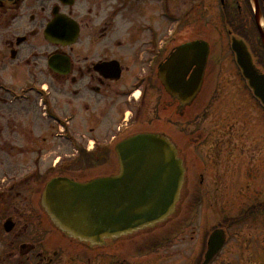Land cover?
Wrapping results in <instances>:
<instances>
[{
	"label": "flooded vegetation",
	"instance_id": "obj_1",
	"mask_svg": "<svg viewBox=\"0 0 264 264\" xmlns=\"http://www.w3.org/2000/svg\"><path fill=\"white\" fill-rule=\"evenodd\" d=\"M171 2L0 0V71L17 67L29 71L30 67L43 72L45 67L49 69L52 59L58 68H69L67 74L51 71V76L60 115L71 116L76 133L88 138V146L81 144L80 148L110 153L117 143L130 136H168L185 159L189 196L195 194V201L201 203L203 197L196 192L200 185L206 183L207 191L215 184L237 187L242 175L261 179L264 167L251 171L245 166L242 171L240 164L223 166L224 161H234L236 155L241 158L243 153L241 133L235 131L236 126L225 130L227 118L251 108L248 104L236 109L229 106L221 98L216 82L209 81V71L216 70L224 49L223 53L211 49L201 92L191 102L170 95L163 87V67L178 54L179 48L195 40L207 41L204 32L210 20L209 5L204 0H186L180 9L176 1ZM256 7L264 22V0H220L216 21L223 26L221 37L227 39V32L244 41L251 55L258 58L264 57V46ZM166 12L169 17L163 18ZM57 17L63 18L58 39L66 43L55 46L45 41V30ZM194 19L202 32L195 38L191 25ZM163 20L176 30L170 36L162 33ZM178 27H185L184 31L177 32ZM208 32L216 34L211 27ZM71 35L72 43H68ZM181 37L185 40L179 41ZM212 56L217 59L213 61ZM256 134L250 133L249 139L252 141ZM91 140H97L98 146L89 147ZM14 152L13 145L2 142L0 130V264H156L162 259V245L181 237L185 240L187 227L182 225L167 226L152 239L144 235L107 241L102 246L67 238L53 227L41 209L39 186L29 191V181L36 183L37 179H29V171H21L27 175H18V165L26 168L29 162H9L2 175L5 162L1 154ZM214 169H218L211 171L216 176L206 182L205 172ZM254 226L264 227L263 221H256ZM167 233L170 237L165 236ZM201 248L196 257H200ZM151 251L152 261L146 259V252ZM252 252L256 254L252 260L263 259L264 241H233L213 264H241Z\"/></svg>",
	"mask_w": 264,
	"mask_h": 264
},
{
	"label": "water",
	"instance_id": "obj_2",
	"mask_svg": "<svg viewBox=\"0 0 264 264\" xmlns=\"http://www.w3.org/2000/svg\"><path fill=\"white\" fill-rule=\"evenodd\" d=\"M238 60L255 95L264 103V75L244 49ZM118 153L121 170L116 178L89 185L65 179L49 183L44 206L55 224L76 237L99 241L157 224L173 212L183 172L171 144L162 137H135L124 142ZM211 241L220 243L216 251L224 243L220 236Z\"/></svg>",
	"mask_w": 264,
	"mask_h": 264
},
{
	"label": "rangeland",
	"instance_id": "obj_3",
	"mask_svg": "<svg viewBox=\"0 0 264 264\" xmlns=\"http://www.w3.org/2000/svg\"><path fill=\"white\" fill-rule=\"evenodd\" d=\"M209 2V5H210V17L212 18H215L216 15H215V6H214V2H211L210 0H208ZM186 4V0H177V5H178V9L180 8H183ZM163 33L165 35L168 34L169 30L171 29L170 26L168 25L167 22L163 21ZM166 25V26H164ZM213 28L216 30V34L214 35H210L208 30L209 28ZM200 29H196V32H195V36H199L200 34ZM202 33V32H201ZM204 36L213 44L214 48L216 50H219L221 53H223V49L226 48V42L224 41V39L220 36V24L216 21V20H212L211 22H209V25H208V29H205V32H204ZM185 38L184 37H181L179 38V41H184ZM228 53L224 54V56H226ZM225 61L223 62V64L221 65V68H223L222 70V73H220V76H216V78H214V76L210 79L211 81L215 79L217 81H221L222 82V85H221V88L224 87V89H222L223 92H228L229 91V88L233 87V91L240 85L242 91H243V81H242V78L240 77L237 69H236V65L233 63V58L232 57H227L225 58ZM221 68H219V70L215 73H219V71L221 70ZM6 74V71H0V75L3 76ZM19 75V74H18ZM215 75V74H214ZM20 76V75H19ZM22 79H25V78H22ZM20 78H16V81L13 83L14 86L18 87V86H21L23 85L24 83H27V81L25 80H22ZM41 82H46V80L42 79L40 80V83L38 85L42 86ZM30 85V83H29ZM22 89V88H20ZM20 89H16V91L20 90ZM246 92V91H245ZM246 94V93H245ZM0 102H3L1 104L4 105L2 111L7 113L8 115L10 116H13L14 118V121L16 122V124L19 123V127H20V135H17L16 136V139L15 141L18 142V143H26V138H24V133L26 132L25 129H24V126L21 125V123L19 122L20 121V116L23 115L24 113H29V118H34L35 121L33 122V124H36L38 125V128L37 129H40L41 133L45 136L46 134V137L49 138L50 140V143L48 144L49 145V150H45L44 152V155H43V158L42 160L40 161L39 163V167L36 168L35 166L29 164V167L26 168V169H29V173H34L35 170H39L40 172L41 171H45V167H48L49 165H52L53 166V161L56 162V160L59 159H62V163L64 161H67V162H73L75 161L76 157H78V154L77 152H74L72 151L68 144L62 140H54L53 138V135H54V132H51L50 131V128L51 126H54L52 123H47L43 117H41V108H39V105L37 103V101H35L34 97L29 101V107L28 106H18V105H13L11 106V102L9 101L8 97L4 96V98H2V100H0ZM57 103V100L56 102ZM57 108V106H55ZM1 110V109H0ZM63 111L65 112L66 111V108L63 107ZM206 124L209 123V122H205ZM51 125V126H50ZM76 126V123L74 125V127ZM81 138H79L82 142V144L84 146H88L87 144V139L88 138H84L83 136H80ZM92 145V143H91ZM26 148V145L24 146V150ZM23 150V151H24ZM35 156V155H34ZM34 156L30 157V160H32L34 158ZM86 159V161H84L83 163L79 164V165H74L73 168L71 166H68V167H62V170H70L71 169V172H76V173H79L82 171V173H84V175L86 176L87 179H89V177H96V176H101V175H104V174H109L111 172H113L115 169L113 168H110V167H107V168H97L95 170H90V157H84ZM262 158H264V148H262V151L258 150L257 153H256V159L258 161H260ZM85 164H88V166H84ZM91 172V173H90ZM79 176V175H77ZM208 176L210 178V173H208ZM245 186V183H241V187L243 188ZM241 188V190H243ZM262 191H264V187H262ZM248 192V191H247ZM246 193L242 194V196H245ZM250 199V197L248 198V200ZM261 200L264 201V194L260 197ZM201 214V212H198ZM212 217V216H211ZM210 217V218H211ZM208 219V217L206 216L205 217V220ZM216 220H218V217H213L212 220L210 221V226H215L216 224ZM198 222L197 220L196 221H192L191 223L189 222V224H193L199 228H197V230L200 232V229L201 227H204L203 224L201 225V223H196ZM204 222V221H203ZM192 234L190 233L189 236H191ZM255 234H253L254 236ZM258 239L260 240V237L262 239H264V232L262 233H256ZM155 235H153L154 237ZM197 237V236H196ZM152 239V238H151ZM190 241V239H189ZM196 241L197 239H195V244H196ZM175 243L172 242L171 244H167V245H162V248L164 249H171L173 247V244ZM189 248H190V253H189V256L187 258L190 257L191 253L194 252V244H191L189 243ZM196 250L198 251V248L196 247ZM154 251V250H153ZM152 251V253H153ZM173 260H179V259H183L181 256H176V257H171ZM184 260V259H183ZM186 263V261L184 262V264ZM190 263V261H188V264ZM156 264H163V261H156ZM249 264H253V263H249Z\"/></svg>",
	"mask_w": 264,
	"mask_h": 264
}]
</instances>
